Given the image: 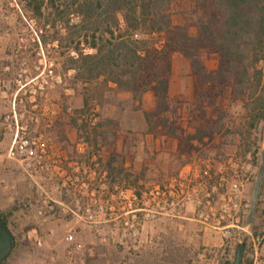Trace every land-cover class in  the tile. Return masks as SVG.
Listing matches in <instances>:
<instances>
[{
  "label": "rangeland",
  "instance_id": "374dc122",
  "mask_svg": "<svg viewBox=\"0 0 264 264\" xmlns=\"http://www.w3.org/2000/svg\"><path fill=\"white\" fill-rule=\"evenodd\" d=\"M192 7L193 0H173V21L192 22ZM54 31L31 17L23 0H0V122L15 110L20 125L46 135L59 167L30 177L22 161L5 157V138L0 213L10 211L14 246L3 264H232L242 243L243 264H264V176L247 224L264 120L244 156L235 133L245 122L240 103L217 99L215 106L229 118H192L199 86L188 61L176 53L170 83L182 117L176 119L188 134H206L185 151L175 138L147 131L142 110L152 105L149 93L140 106L111 85L75 82L67 67L76 54L60 49ZM204 64L206 71L215 69L216 55ZM106 119L114 128L105 142L95 141L92 130ZM112 153L120 174L108 173Z\"/></svg>",
  "mask_w": 264,
  "mask_h": 264
},
{
  "label": "trees",
  "instance_id": "16d2710c",
  "mask_svg": "<svg viewBox=\"0 0 264 264\" xmlns=\"http://www.w3.org/2000/svg\"><path fill=\"white\" fill-rule=\"evenodd\" d=\"M23 1L31 17L55 29L53 40L60 49L76 54L68 57L67 67L74 71L75 82L111 85L116 92L129 93L140 106L149 93L152 105L142 110L147 131L175 138L189 152L191 142L206 134H188L176 119L182 117L170 97L171 62L174 54L182 55L199 86L191 117L229 118L215 106L217 99L240 103L239 118L245 122H239L235 133L243 155L250 152L252 133L264 120V0H193L194 20L182 24L173 21V0ZM72 15L77 16L75 23ZM84 48L92 53L85 54ZM209 55H216L217 66L206 71ZM83 104L87 106V100ZM113 128L106 119L94 126L92 138L105 142L106 131ZM115 162L112 153L106 162L110 175L123 172ZM9 216L10 211L1 212L0 220L8 225Z\"/></svg>",
  "mask_w": 264,
  "mask_h": 264
},
{
  "label": "built area",
  "instance_id": "2783aa9c",
  "mask_svg": "<svg viewBox=\"0 0 264 264\" xmlns=\"http://www.w3.org/2000/svg\"><path fill=\"white\" fill-rule=\"evenodd\" d=\"M32 120L38 122L37 118ZM7 136L9 143L4 151L5 157L9 160H17L19 163L22 161L23 170L30 177L36 172L48 175L59 169L58 160H52L46 135L20 125L15 110H12L11 114H6L0 122V154L3 152L2 146ZM90 196V200L93 201V192H90ZM49 208L52 210L53 206L50 205ZM85 213L89 217L92 216L89 206L86 207Z\"/></svg>",
  "mask_w": 264,
  "mask_h": 264
},
{
  "label": "water",
  "instance_id": "95a60500",
  "mask_svg": "<svg viewBox=\"0 0 264 264\" xmlns=\"http://www.w3.org/2000/svg\"><path fill=\"white\" fill-rule=\"evenodd\" d=\"M264 176V150L261 152V164L258 168L256 180L253 187V194L250 201L249 212L247 215V224L250 225L254 219L257 201L261 190V184ZM14 246V236L8 225L0 220V263L8 258ZM243 255V244H240L235 253V259L232 264H241Z\"/></svg>",
  "mask_w": 264,
  "mask_h": 264
},
{
  "label": "crops",
  "instance_id": "0c3cea01",
  "mask_svg": "<svg viewBox=\"0 0 264 264\" xmlns=\"http://www.w3.org/2000/svg\"><path fill=\"white\" fill-rule=\"evenodd\" d=\"M2 107H3V105H2V103L0 101V113L2 112Z\"/></svg>",
  "mask_w": 264,
  "mask_h": 264
}]
</instances>
